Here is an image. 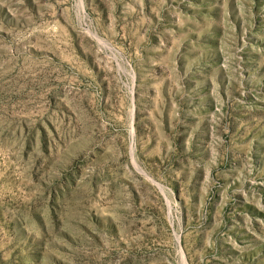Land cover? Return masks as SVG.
Returning a JSON list of instances; mask_svg holds the SVG:
<instances>
[{
	"label": "rangeland",
	"instance_id": "obj_1",
	"mask_svg": "<svg viewBox=\"0 0 264 264\" xmlns=\"http://www.w3.org/2000/svg\"><path fill=\"white\" fill-rule=\"evenodd\" d=\"M0 264H264V0H0Z\"/></svg>",
	"mask_w": 264,
	"mask_h": 264
}]
</instances>
